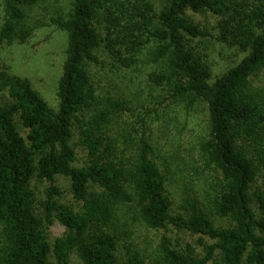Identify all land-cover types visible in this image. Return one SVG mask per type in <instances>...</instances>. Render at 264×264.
<instances>
[{
	"label": "trees",
	"instance_id": "trees-1",
	"mask_svg": "<svg viewBox=\"0 0 264 264\" xmlns=\"http://www.w3.org/2000/svg\"><path fill=\"white\" fill-rule=\"evenodd\" d=\"M69 2L63 13L39 7L48 0H0V264H51L52 251L58 264L72 254L82 264H264V87L253 82L264 70V0ZM45 26L68 36L58 111L1 58L4 45L25 44ZM207 41L236 50L238 61L216 75ZM105 55L120 70L147 67L165 103L203 106L200 156L216 174L212 215L227 225L190 200L174 210L169 166L145 131L123 121L138 108L101 94L94 70ZM57 177L70 180L79 212L58 202ZM34 178L50 183L40 203ZM55 221L66 235L51 246ZM134 225L160 233L156 244H127ZM172 232L197 244L183 246Z\"/></svg>",
	"mask_w": 264,
	"mask_h": 264
},
{
	"label": "rangeland",
	"instance_id": "rangeland-1",
	"mask_svg": "<svg viewBox=\"0 0 264 264\" xmlns=\"http://www.w3.org/2000/svg\"><path fill=\"white\" fill-rule=\"evenodd\" d=\"M69 3V0H48V3H42L39 7H49L52 12L60 8L65 13L68 11ZM36 12L40 14L41 10L37 9ZM194 17L208 26L216 24V19L211 15ZM1 22L2 14L0 13V25ZM202 47L208 48L216 75H221L233 66L240 55L236 50L223 47L215 41H207ZM67 48V33L55 26H45L38 29L25 44L4 45L1 49V58L3 65L8 68L11 75L28 79L32 88L52 109L58 111L60 104L57 95L58 84L63 74ZM104 57L105 63L94 70L96 80L102 87L101 94H119L138 108L137 111L126 114L123 121L132 124L131 126L136 127L139 133L145 131L147 137L153 142L158 162L162 166L165 164L169 166L167 173L174 210L184 211L188 208L186 201L190 200L208 213L217 226L227 225L226 220L212 215V201L215 195L212 185L216 184V174L206 166L200 156V143L207 135V118L203 106L188 111L180 102L165 103L160 98L161 90L149 83L147 67H141L139 72L120 70L115 67L109 57L106 55ZM253 82L257 87H264V70ZM21 133L26 135L23 129ZM86 161L85 152L78 147L76 164L84 166ZM262 182L263 179H260L259 184ZM55 185L62 192V195L57 197L58 202L79 212L81 204L76 203L72 197L70 180L57 177ZM32 187L38 203L46 199V191L50 187L49 182H40L38 178H34ZM131 233L129 236L131 239L124 237V241L127 244L134 243L138 249L146 247V244H156L160 236V233L147 230L139 225H134ZM65 235L66 229L55 221L54 225L49 227L48 241L52 246L57 239ZM170 235L183 246L187 243L197 244L198 241L197 237L183 233L172 232ZM197 251L202 253L200 247ZM50 262L58 264L53 251L50 255ZM68 264L82 263L76 254H72Z\"/></svg>",
	"mask_w": 264,
	"mask_h": 264
}]
</instances>
